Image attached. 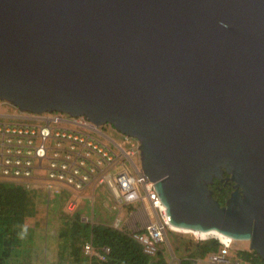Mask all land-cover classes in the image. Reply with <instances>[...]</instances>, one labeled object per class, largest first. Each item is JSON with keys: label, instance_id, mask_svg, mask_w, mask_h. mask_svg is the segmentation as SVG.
I'll list each match as a JSON object with an SVG mask.
<instances>
[{"label": "water", "instance_id": "water-1", "mask_svg": "<svg viewBox=\"0 0 264 264\" xmlns=\"http://www.w3.org/2000/svg\"><path fill=\"white\" fill-rule=\"evenodd\" d=\"M0 100L137 139L173 227L264 259V0H0Z\"/></svg>", "mask_w": 264, "mask_h": 264}, {"label": "built area", "instance_id": "built-area-1", "mask_svg": "<svg viewBox=\"0 0 264 264\" xmlns=\"http://www.w3.org/2000/svg\"><path fill=\"white\" fill-rule=\"evenodd\" d=\"M10 118L23 120L0 119V180L21 184L29 190L41 187L47 205L66 195L64 209L69 213L77 208L78 191L105 185L118 209L112 226L129 231L150 256L156 254L162 242H167L168 230L178 231L170 224L154 183L140 165L137 139L120 132L121 141L110 144L104 140L102 125L97 126L84 115L25 112ZM137 201H147L154 218L143 229L132 231L126 228L119 212ZM214 238L221 246L207 255L209 263L229 264L232 240ZM108 251V247L102 248V253ZM93 253L88 240L84 243V254Z\"/></svg>", "mask_w": 264, "mask_h": 264}, {"label": "trees", "instance_id": "trees-1", "mask_svg": "<svg viewBox=\"0 0 264 264\" xmlns=\"http://www.w3.org/2000/svg\"><path fill=\"white\" fill-rule=\"evenodd\" d=\"M224 175L228 176L226 173ZM217 185L219 189L216 188ZM231 185L232 183L223 186L222 183H216V180L209 185L220 205L225 204L233 190ZM66 198L67 196L54 201L58 206L60 204L59 210ZM35 201V194L21 184L0 180V264H39L45 256L43 249L42 254L40 250H36L40 248L36 244L35 230L26 225L28 218L34 217L39 209L37 205L32 206ZM44 210L47 209L44 207ZM76 210L67 212L68 214L58 210L54 212L58 214V221L60 220L55 237V264H171L167 247H159L156 254L147 255L129 231L107 224L95 225L81 219ZM206 238L205 234H201L196 242H184L177 237L173 242L169 238L168 241L174 254L184 251L183 255L178 256L179 264H196L197 258L203 259L209 253L217 252L221 246L216 238ZM88 240L94 251L101 252L103 247L109 248L104 259H99L94 254H84V243ZM237 255L247 264H264V259L251 249L241 250Z\"/></svg>", "mask_w": 264, "mask_h": 264}, {"label": "rangeland", "instance_id": "rangeland-1", "mask_svg": "<svg viewBox=\"0 0 264 264\" xmlns=\"http://www.w3.org/2000/svg\"><path fill=\"white\" fill-rule=\"evenodd\" d=\"M17 111L16 109L8 104L7 102H4L3 100H0V119L3 120H17L21 121L22 118H10V117H19L16 116ZM9 116V117H6ZM103 134L107 136L109 139L107 141L110 144H114L118 141H121L122 135L119 131H117L115 128H105L103 129ZM126 148H128L127 145H125ZM134 160L137 161V157H134ZM129 167V165H128ZM30 191H32L35 194L36 201L32 203V206H36L39 208L37 210V214L33 217L30 216L27 220V224L30 227H33L35 230V237H36V244L40 249L41 254L42 249L44 251L45 256L42 257L41 261H39V264H55L54 261L56 259V251H57V243L55 242L56 232L58 227L60 226V220L58 221V214H54L55 211L58 210L68 214L65 209L64 205L60 204L58 206V203H54V201L51 202L50 205H47L45 200H43V197H46V194H43V189L41 187L39 188H32ZM77 196V212L79 214L85 213L86 217L84 218L85 221L91 222L93 224H107L112 226L115 218L118 216V209L116 208V204L114 201V198L109 191V189L105 185H96L94 187L88 186L87 188L78 191ZM66 195H62L61 197H65ZM62 203V202H61ZM140 202L137 201L126 208L122 209V211L119 212L121 216L122 222L126 224V222H133L134 218L132 213L137 210L139 207ZM146 206L148 205L147 201L145 202ZM44 207L47 210H44ZM75 212V211H74ZM48 213V218H47ZM45 215V217H44ZM71 215V214H70ZM44 218V221H43ZM45 218H47L45 220ZM150 218L147 217V221H149ZM113 227V226H112ZM125 228V227H123ZM181 235H178V234ZM207 238L213 237L212 234H205ZM201 236V234L194 235L192 232H182V231H167V242H162L160 247L162 248H168V252L170 254L169 260L171 264H177L175 261H179L178 256H181L184 254V251L181 250L179 252L173 253L168 238L173 242L176 240V237L181 241H187L192 240L193 242H196V240ZM220 236V235H219ZM47 237V239H46ZM206 238V239H207ZM226 238V237H225ZM229 240V238H226ZM241 250H250L249 248V242L244 240H232L230 242V250H228V259L229 264H247L243 260H241L237 253ZM179 263V262H178ZM197 264H211L209 263L207 257L201 259L200 261H197Z\"/></svg>", "mask_w": 264, "mask_h": 264}, {"label": "crops", "instance_id": "crops-1", "mask_svg": "<svg viewBox=\"0 0 264 264\" xmlns=\"http://www.w3.org/2000/svg\"><path fill=\"white\" fill-rule=\"evenodd\" d=\"M43 194H44V192H43ZM151 212H152L151 208L148 205L146 206L145 202H142V203L140 202L137 210H135L132 213V215H134L133 216L134 221L129 222V223L126 222V228L128 230H132V231H137V230L143 229L147 225V223L150 221V220L147 221V217L151 218V219L154 218L152 216ZM80 216H81V219H84L86 217L85 213H81ZM93 254L96 255L99 259H100L99 255H102L103 258H101V259H104L105 254L102 253V251L99 252L96 250V251H94ZM200 260H201L200 258H197L196 264H197V261H200ZM175 262H177V264H179L178 261H175Z\"/></svg>", "mask_w": 264, "mask_h": 264}, {"label": "flooded vegetation", "instance_id": "flooded-vegetation-1", "mask_svg": "<svg viewBox=\"0 0 264 264\" xmlns=\"http://www.w3.org/2000/svg\"><path fill=\"white\" fill-rule=\"evenodd\" d=\"M9 104V103H8ZM11 105V104H10ZM14 107V106H13ZM15 109H16V111H17V114H16V116H19V115H23L25 112H21L20 110H18L16 107H14ZM30 113V112H29ZM105 128H112V129H114V127L112 126V125H110V124H104V125H102L101 126V129H105ZM104 136H105V139L106 140H108L109 141V139L107 138V136L104 134ZM110 142V141H109ZM214 180H216V183H222V185L223 186H225V185H230L232 182H230V181H227L226 180V176L225 175H223V177L221 178V179H218V178H214L213 179V182H214ZM213 182H212V184H213ZM211 185V184H210ZM232 187H233V183H232V185H231ZM216 188L217 189H219V185H217L216 186ZM212 194H213V191H212ZM213 196H214V194H213ZM230 196V195H229ZM228 196V197H229ZM215 197V196H214ZM217 199V198H216ZM228 199V198H227ZM218 200V199H217ZM219 201V200H218ZM220 203V202H219Z\"/></svg>", "mask_w": 264, "mask_h": 264}, {"label": "bare ground", "instance_id": "bare-ground-1", "mask_svg": "<svg viewBox=\"0 0 264 264\" xmlns=\"http://www.w3.org/2000/svg\"><path fill=\"white\" fill-rule=\"evenodd\" d=\"M176 230H178V231H181L182 230V232H185V233H188V232H192L194 235H198V234H212V235H216V236H218L220 239H223V240H228V239H226V238H229V237H227V236H224V235H220L218 232H215V231H211V232H203V231H192V230H187V229H184V228H182V227H174ZM220 235V236H219ZM226 237V238H225ZM229 240H232V239H230L229 238Z\"/></svg>", "mask_w": 264, "mask_h": 264}]
</instances>
